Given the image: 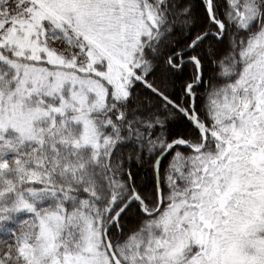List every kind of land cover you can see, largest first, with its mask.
Wrapping results in <instances>:
<instances>
[{"label": "snow or ice", "instance_id": "6c2138e0", "mask_svg": "<svg viewBox=\"0 0 264 264\" xmlns=\"http://www.w3.org/2000/svg\"><path fill=\"white\" fill-rule=\"evenodd\" d=\"M0 264H264V0H0Z\"/></svg>", "mask_w": 264, "mask_h": 264}]
</instances>
